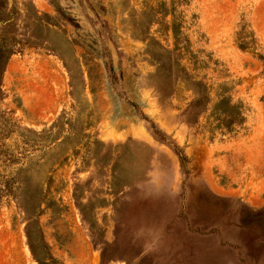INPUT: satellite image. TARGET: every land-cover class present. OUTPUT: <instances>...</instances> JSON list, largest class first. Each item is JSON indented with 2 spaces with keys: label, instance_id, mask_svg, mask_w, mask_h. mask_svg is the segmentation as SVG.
Wrapping results in <instances>:
<instances>
[{
  "label": "rangeland",
  "instance_id": "374dc122",
  "mask_svg": "<svg viewBox=\"0 0 264 264\" xmlns=\"http://www.w3.org/2000/svg\"><path fill=\"white\" fill-rule=\"evenodd\" d=\"M0 264H264V0H0Z\"/></svg>",
  "mask_w": 264,
  "mask_h": 264
}]
</instances>
